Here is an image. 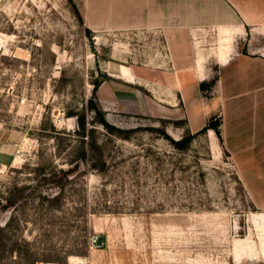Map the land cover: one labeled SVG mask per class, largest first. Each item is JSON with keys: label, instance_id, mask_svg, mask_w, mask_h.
Here are the masks:
<instances>
[{"label": "rangeland", "instance_id": "374dc122", "mask_svg": "<svg viewBox=\"0 0 264 264\" xmlns=\"http://www.w3.org/2000/svg\"><path fill=\"white\" fill-rule=\"evenodd\" d=\"M80 3L0 0V190L24 165L79 166L53 190L31 174L20 177L62 198L51 218L23 222L22 235L32 241L50 230L48 249L40 248L48 264H264V223L254 219L264 209L250 199L218 133L209 128L182 150L174 142L190 134L185 122L152 114L153 89L137 76L162 65L161 35L93 33ZM96 85L107 121L128 134L93 124ZM82 114L95 147L76 134Z\"/></svg>", "mask_w": 264, "mask_h": 264}, {"label": "crops", "instance_id": "0c3cea01", "mask_svg": "<svg viewBox=\"0 0 264 264\" xmlns=\"http://www.w3.org/2000/svg\"><path fill=\"white\" fill-rule=\"evenodd\" d=\"M80 8L93 33L161 35L162 65L136 75L153 89V116L184 121L192 134L218 120L246 192L264 209V0H81Z\"/></svg>", "mask_w": 264, "mask_h": 264}, {"label": "trees", "instance_id": "16d2710c", "mask_svg": "<svg viewBox=\"0 0 264 264\" xmlns=\"http://www.w3.org/2000/svg\"><path fill=\"white\" fill-rule=\"evenodd\" d=\"M98 88L99 86L96 85L89 105L90 112L95 114L93 124L102 126L109 135L116 136V132L128 134L130 131L118 129L107 121L104 111L97 103ZM202 90H205L204 86H202ZM77 123L79 131H76V134L83 138H88V140L91 139L92 143L90 144H92V147H95L96 138L93 135L95 129H88L86 115H77ZM220 125L218 120H211L201 131L195 134L190 133L181 140L175 141L174 144L177 148L184 150L190 146L197 135L205 133L209 128L215 130L222 141ZM123 138L128 139V136ZM83 154L84 157H82V160L85 161L87 151L84 150ZM76 168H79L78 164L68 170L52 167L48 172V168L44 165L30 167L28 164L20 169H13L10 171L8 185H5L4 188L0 190V260L15 257V260H19L21 263L23 262L26 264H38L40 262L48 264L54 262L50 261V258L45 255L44 252H40L41 247H43L42 251L48 249L45 247L50 237V230H41L40 233H36L32 241H28L24 235H22L21 224L23 222H28V219L31 218L30 216L33 214L39 217L41 221L45 220L46 215H48L47 218H51L52 212L58 210L57 204H59V201L62 199L61 194L45 195V192L37 190L38 186L40 187V184L43 183L47 185L50 190L62 188L61 186L63 185L64 179L73 176V172H75ZM29 169L33 171L28 173L25 172ZM25 174L34 176V181H37L36 183L38 186H26L24 183H20V177ZM29 207L34 210L31 214L26 213V209ZM9 212L12 216L4 223L2 216ZM65 254L69 257L70 251H65ZM59 261L60 260H57L56 262Z\"/></svg>", "mask_w": 264, "mask_h": 264}, {"label": "bare ground", "instance_id": "6f19581e", "mask_svg": "<svg viewBox=\"0 0 264 264\" xmlns=\"http://www.w3.org/2000/svg\"><path fill=\"white\" fill-rule=\"evenodd\" d=\"M254 219H260L261 221L263 220V223H264V214H260V215L259 214H254Z\"/></svg>", "mask_w": 264, "mask_h": 264}]
</instances>
